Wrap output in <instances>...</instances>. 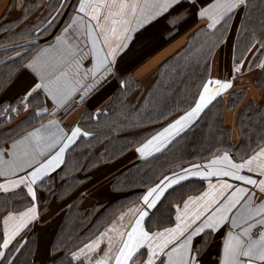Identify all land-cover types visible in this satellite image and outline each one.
<instances>
[{
    "label": "snow or ice",
    "instance_id": "1",
    "mask_svg": "<svg viewBox=\"0 0 264 264\" xmlns=\"http://www.w3.org/2000/svg\"><path fill=\"white\" fill-rule=\"evenodd\" d=\"M197 2L198 0H79L71 22L63 29L61 36L57 37V41L63 42L67 48L68 61L75 65V83L79 88L74 87L62 99H58L41 77V82L26 91L23 98L17 101L16 107L9 106L4 111L13 113L18 112L21 107L29 109L32 97L38 95L40 89L44 90L57 108L76 92L79 93L80 101H83L104 83L119 78L118 65L132 50L133 45L138 46V52L152 46L156 39L153 29L160 19L176 12L177 15L168 20L169 24L176 25L185 18V12L180 10L185 5L194 8ZM249 4L250 0H212L207 7L199 9L198 15L208 21L207 29H215L225 24L238 10L247 12ZM64 6L65 0H61L56 15L60 14ZM54 20L55 16L43 30L51 27ZM73 30L77 33V40L83 37L84 45H91L88 52L79 56V59L75 57L80 52V44L69 43L66 39L67 34ZM240 30L237 29V32ZM39 31L37 30V34ZM250 36L251 46L246 54L264 52V14L259 29L253 27ZM20 56L21 53L17 52L16 57ZM89 56L92 66L83 68V61ZM245 62L242 60L240 65H234L233 71L239 72ZM34 64L35 58L23 67L35 70ZM259 67L264 69V61H261ZM127 86V81L121 79L120 87ZM232 86V82L227 80L208 79L202 82L198 95L194 97V106L146 139L136 148V152L147 160L166 150L194 126L197 118L209 105ZM48 114L46 108L36 112L37 116ZM52 126L57 127L58 135L49 133L47 138L41 135ZM88 135L90 133L82 132L79 126L72 127L68 134L60 129L58 121L52 119L47 125L28 132L21 141L16 142L23 143L30 139L35 141V147L26 150L24 158L9 153L12 159L5 161L0 153V177H3L0 195H14L17 190L26 189L33 201L31 207L24 211H9L2 216L0 264H16L14 257L24 246L21 237L39 218L35 190L37 182L43 183L45 179H51V173L65 162L66 150L74 145L78 137ZM261 139L264 140V137ZM13 147H16L15 143ZM250 150L252 154L239 163L225 151L222 155L213 154L204 164H192L187 168L181 167L178 172L163 175L147 187L139 197L138 205L121 214V221L126 216L130 217L127 224L117 227L114 223L96 240L77 248L69 256H64L61 264H203L201 253L209 243L208 237L219 233H223V236L217 264H264V143ZM193 178H199L201 182L208 181L207 187L199 191L198 195L182 198V203L178 201L172 204L169 201L165 205L170 191L183 187L184 182L190 183ZM172 209L175 210L174 225L162 226L172 223ZM165 211L169 213L167 218ZM108 232L115 233V238L109 237L108 247L99 256L102 238ZM198 237L201 238L199 243ZM59 250V246L54 244L52 253L55 255ZM53 264H56V260H53Z\"/></svg>",
    "mask_w": 264,
    "mask_h": 264
},
{
    "label": "trees",
    "instance_id": "2",
    "mask_svg": "<svg viewBox=\"0 0 264 264\" xmlns=\"http://www.w3.org/2000/svg\"><path fill=\"white\" fill-rule=\"evenodd\" d=\"M207 1L209 0H198L194 8L185 5V8L180 10L185 12V18L176 25L168 23L169 16L160 19L154 27L157 28L156 39L152 46L139 52L135 48L121 60L118 65L120 69L118 79L127 81L128 86L126 88L117 86L110 99L95 114L86 110L83 112L81 123L91 129L90 135L79 138L67 150L65 162L56 177L51 176V179H45L43 183L39 182V186L58 197L68 195L80 181L88 176L92 168L104 161L116 159L140 143L148 133L161 127L177 113L194 103V97L198 95L202 82L208 76L211 54L221 43L225 31L218 34L200 27L191 32L185 43L159 64L152 82L147 87L139 84L132 70L137 63L150 54L152 49L190 27L194 23L198 7ZM50 7H58V3L54 1L48 9ZM262 14H264V0H250L249 8L247 12H244L243 26L241 23V30L235 41L236 58L240 54L241 45L250 44L251 29L253 27L259 29ZM40 19L43 17L38 19L39 22ZM11 35L10 30L4 31L3 35L0 34V74L3 62L13 60L22 62L33 45L29 42L28 34V38L24 35L18 40ZM5 39L9 41L8 46H2ZM23 42H27L29 46L20 52V57H16L17 52H9L17 50L16 46ZM258 54L254 55V62ZM129 63L131 65L126 68ZM262 77L261 73L258 79ZM242 96L243 91L240 90L230 92L226 97H218L202 112L194 126L166 150L123 169L112 182L114 186H120L121 191L120 196L115 200L101 204L88 212H84L78 200H73L68 206L58 235L53 240L52 247L56 244L60 249L53 258L56 264H61L63 257L69 256V250L76 247L82 238L94 233L93 224L102 214L105 217L112 215L119 205L128 198L138 196L144 187L156 182L162 174L175 168L176 165L203 161L221 150L245 154L250 152V149H255L264 137V100L259 102L248 100L242 103ZM15 103L17 101H13L9 106L16 107ZM225 109L236 110L237 142L232 141L230 127L223 122ZM32 110L31 107L24 117L29 124H34L40 119ZM14 127L12 125L0 129V141L11 137L15 133ZM200 186L201 181L198 179H192L190 183L184 182L183 187H177L175 191L169 192L165 205L169 201L174 204L186 193L199 189ZM5 196L8 198L5 199ZM29 202L30 198L24 189L17 190L14 195L12 193L0 195V217L7 210H20ZM172 214L173 209L170 212L171 220ZM164 215L167 218L169 213L165 211ZM0 231H2L1 224ZM28 231L21 238L23 250L14 257L16 264H33V262L36 264L33 260L35 233ZM53 260L47 264H53Z\"/></svg>",
    "mask_w": 264,
    "mask_h": 264
},
{
    "label": "crops",
    "instance_id": "3",
    "mask_svg": "<svg viewBox=\"0 0 264 264\" xmlns=\"http://www.w3.org/2000/svg\"><path fill=\"white\" fill-rule=\"evenodd\" d=\"M54 1L58 3V7H60L61 0H0V24H2L0 34L3 35L4 31L10 30L12 32V38L16 40L23 38L24 35L28 34L29 42H32L33 44L22 62L19 63L13 60L10 62H3V65L1 66L0 129L12 125L15 126V133L11 137L3 138L0 141V153L3 154V159L5 161L12 159V157L9 156V153H15L20 158H24V152L30 148H34L35 141L30 139L23 143L16 142L21 141L28 132L40 128L41 125H47L52 119L58 121L60 129H63V131L68 134L71 133V128L76 126H79L82 132L89 133L85 125L81 123L83 112L85 110L94 114L98 112L110 99L114 89L120 85V79H111L98 89L89 93L83 101H80L79 93L76 92L58 108L53 101L47 97L44 90L40 89L38 90L39 94L34 95L31 99L32 111L34 112V115H36L37 111L46 108L48 109L49 114L39 116L40 119L34 124H29L24 120V117L31 107L27 110L21 108L18 112H13V116H10L11 113L4 111V109L9 107L13 101L21 100L26 91L32 88L36 83L41 82V77H43L44 82L49 84V87L57 95L58 99H62L63 95L71 92L74 87L79 88V85L75 83V65L68 61L65 44L57 41V37L61 36L63 29L71 22V17L75 14V9L78 6L79 0H65V6L61 9L59 15H56V9L58 7L51 8V6L50 9H53V12L49 15L48 12L50 9H48V7ZM209 3H212V0L207 1L198 7L194 23L190 25V27L177 33L172 39L165 41L152 49L147 57L133 67V75L142 87H147L152 82L159 64L179 49L185 43L186 38L191 32L200 27L207 29L206 24L208 21L200 18L198 13L201 7H207ZM175 15H177V13H173L169 16L167 21L170 20V17ZM53 16H55V20L53 21L52 26L47 27V30L44 31L43 29L47 25V22L52 19ZM41 17H43V19H40L39 22L38 19ZM243 17L244 11L238 10L226 21L225 24L219 25L215 29H207L210 32L218 34H222L225 31V34L221 43L211 54L208 76L205 81L208 79L230 81L233 86L224 91L220 96L226 97L230 92L242 90V103H245L248 100L259 102L264 100V69L259 67L261 61H264V52L246 54L247 49L251 44L244 43L239 48L240 54L237 58L235 54V41L239 35L237 29H240ZM37 30H40L39 34H37ZM66 39L69 43L77 42L80 44V52L77 57H75L76 59H79V56L87 53L91 47L90 44L87 46L84 45L83 37L77 40V33L75 30L69 32ZM2 43V46H8L7 44L9 41L8 39H5ZM257 47H259V45H257ZM256 53H259L258 57L256 61L252 63ZM34 58L35 70L23 67ZM242 60L246 62L241 65V70L239 72H234V65H240ZM91 66L92 60L89 56L83 61V68H89ZM83 68L81 69V75L83 74ZM37 73H39V75ZM64 73H67V75H63ZM261 73L263 77L258 79ZM9 77L11 78L9 79ZM192 106H194V103L185 110L177 113L161 127L148 133L140 143L136 144L133 148L124 152L116 159L104 161L92 168L88 173V176L80 181L76 188L66 196L58 197L54 193L46 192L44 188L38 185L39 182H37L35 190L38 196L36 203L38 205L39 218L32 224L31 228L28 229L35 233L33 260L36 261V264H47L53 260V240L56 235H58V230L65 217L69 204L73 200H78L79 205L82 206L84 212H88L93 208H98L101 204L103 205L118 198L120 196L119 193L121 192L120 186H114L112 183L114 179L118 177L123 169L144 160L140 157L139 153L136 152V148L146 139L151 138L156 132L166 127L168 123H171L174 119L183 115L184 112L189 110ZM53 109H55L54 114ZM235 120L236 110L225 109L223 122L230 127L232 141L237 142L238 134L235 128ZM49 133L58 135L59 131L56 126H52L42 132L41 135L47 138ZM88 136H80L78 139ZM14 143L16 144V147H13ZM260 143H264V140ZM225 151L227 150H221L213 154L222 155ZM227 152L237 163L241 162V159H247L248 155L252 154L251 151L245 154L241 152L235 154L231 151ZM66 153L67 150L65 152V157ZM212 155L203 161H192L176 165L175 168L162 174L160 178L166 174L170 175L172 171L178 172L181 167L187 168L192 164H204L212 158ZM63 164L57 168L55 172L51 173V176L56 177ZM193 179L200 180L199 178ZM0 182H3V177H0ZM212 182L215 183V180ZM207 183L208 181L201 182L199 189L186 193L183 198H187L188 195H198L199 191H202L207 187ZM150 185L144 187L138 196L128 198V200L122 205H119L112 215L105 217V215L102 214L100 218L96 220L95 224H93L94 226L92 229L95 230L94 233L82 238L76 247L69 250V255L77 248L83 247L84 244L96 240L97 237H100L101 233H105L106 229H109L114 223L117 227H120L122 224H127L130 217L126 216L124 220L121 221L119 219L121 214L126 213L128 209L138 205L139 197L143 195L147 187ZM24 190L26 191V189ZM29 198L30 202L22 209L17 210V212L24 211L26 208L31 207L33 201L31 197ZM177 202L178 201L174 202V204ZM179 202L182 203V199H180ZM9 211L11 210L4 212L1 215L0 220H2V216ZM174 223L175 210L173 209L172 223H165L162 226L170 227L173 226ZM0 224L2 230V223ZM28 230L22 237L29 232ZM153 230L156 229L153 228ZM110 236L115 238V233L108 232L102 238L99 256H102L103 249L108 247ZM222 236L223 233H219L208 237L209 243L201 253L203 264H217ZM200 239L201 238L199 237L197 238V243H199Z\"/></svg>",
    "mask_w": 264,
    "mask_h": 264
},
{
    "label": "rangeland",
    "instance_id": "4",
    "mask_svg": "<svg viewBox=\"0 0 264 264\" xmlns=\"http://www.w3.org/2000/svg\"><path fill=\"white\" fill-rule=\"evenodd\" d=\"M52 12H53V9H50L49 12H48V14L51 15ZM170 19H172V17H170ZM160 23H162V21H161ZM163 25H164V24L162 23L161 26H163ZM156 29H157V28H154L153 31L156 32ZM26 37H27V35H26ZM27 38H28V37H27ZM19 45H22L23 47L16 46V47H18L17 50H15V51L11 50V51H9V52H12V53H14V52H19V53H20L21 51L26 50L27 47L29 46L27 42L20 43ZM135 48H137V45H133L132 50H131L129 53L133 52ZM9 52H8V53H9ZM129 53H128V54H129ZM5 54H7V53H5ZM131 64H132V62H131ZM131 64L129 63V64L126 66V68L129 67ZM15 105H17V103H15ZM21 108H22V107H21ZM90 113H92V112H90ZM92 114H94V113H92ZM10 116H13V113H11ZM90 130H91L90 128H87V131H88L89 133H90Z\"/></svg>",
    "mask_w": 264,
    "mask_h": 264
}]
</instances>
